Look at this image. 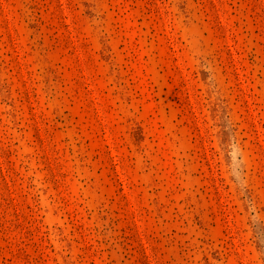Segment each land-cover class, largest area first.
<instances>
[{
  "label": "rangeland",
  "instance_id": "obj_1",
  "mask_svg": "<svg viewBox=\"0 0 264 264\" xmlns=\"http://www.w3.org/2000/svg\"><path fill=\"white\" fill-rule=\"evenodd\" d=\"M0 264H264V0H0Z\"/></svg>",
  "mask_w": 264,
  "mask_h": 264
}]
</instances>
